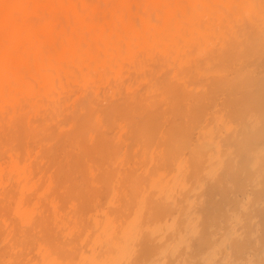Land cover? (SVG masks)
Here are the masks:
<instances>
[{
    "label": "bare ground",
    "instance_id": "1",
    "mask_svg": "<svg viewBox=\"0 0 264 264\" xmlns=\"http://www.w3.org/2000/svg\"><path fill=\"white\" fill-rule=\"evenodd\" d=\"M0 264H264V0H0Z\"/></svg>",
    "mask_w": 264,
    "mask_h": 264
}]
</instances>
